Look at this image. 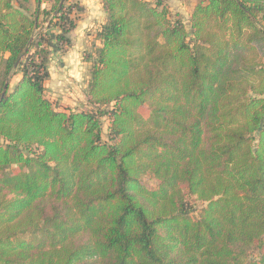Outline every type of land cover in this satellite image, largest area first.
<instances>
[{
    "label": "trees",
    "instance_id": "1",
    "mask_svg": "<svg viewBox=\"0 0 264 264\" xmlns=\"http://www.w3.org/2000/svg\"><path fill=\"white\" fill-rule=\"evenodd\" d=\"M75 3L0 0V264H264V0H102L81 110L46 95Z\"/></svg>",
    "mask_w": 264,
    "mask_h": 264
},
{
    "label": "rangeland",
    "instance_id": "2",
    "mask_svg": "<svg viewBox=\"0 0 264 264\" xmlns=\"http://www.w3.org/2000/svg\"><path fill=\"white\" fill-rule=\"evenodd\" d=\"M77 3L74 16L80 20L85 14L89 13L87 3H90L93 13L90 14V19L94 22L92 27L88 26L76 33L70 34L71 46H65L62 50L56 47V40H53V46L50 47V60L49 69L51 76L47 80L46 95L51 98L59 107H70L71 109L81 110L87 109L90 105L87 102V90L91 78V66L97 60L96 49L99 47L100 42L96 38V32L101 27L102 17H104L105 10L101 5L100 0H70ZM155 2L156 0H150ZM163 5L166 6L173 16L180 14L183 21L190 29V15L198 0H161ZM84 2V3H83ZM75 3V4H76ZM44 7V5H43ZM88 10V12H86ZM44 17V16H43ZM41 17V19H43ZM89 17V15H88ZM175 17V16H174ZM46 22V27H47ZM51 32H56V28H51ZM20 74L13 77L11 86H15ZM156 111V105L153 102H148L143 107V114L152 119ZM111 120L108 116L102 118L103 131L102 136L106 141L109 140V128ZM13 169L17 171V167ZM141 182L150 187L156 188L157 181L149 174L141 178ZM190 204L193 206L192 214L197 216L199 210L202 208L203 203L198 201L195 197L190 198ZM198 211V213H197ZM250 258H259V250H251L249 252Z\"/></svg>",
    "mask_w": 264,
    "mask_h": 264
},
{
    "label": "crops",
    "instance_id": "3",
    "mask_svg": "<svg viewBox=\"0 0 264 264\" xmlns=\"http://www.w3.org/2000/svg\"><path fill=\"white\" fill-rule=\"evenodd\" d=\"M101 1V5H103V3H102V0H100ZM84 3V2H83ZM91 4L90 3H87V7L89 8V13H93V10H91ZM86 12H88V10L86 11ZM85 14L84 16H83V18H80V20L78 21V25H77V27H76V29L72 32V33H74L75 31H76V33L78 32V31H80V30H82V29H84V28H87L88 26H90V27H92L93 25H94V22H97V21H93V20H89L90 19V14ZM88 15H89V17H88ZM105 22V13H104V17H102V22H101V24H103ZM102 26V25H101ZM101 27L99 26V29H100ZM98 29V30H99ZM51 72V71H50ZM52 77V76H51ZM46 86H48V82H46Z\"/></svg>",
    "mask_w": 264,
    "mask_h": 264
},
{
    "label": "water",
    "instance_id": "4",
    "mask_svg": "<svg viewBox=\"0 0 264 264\" xmlns=\"http://www.w3.org/2000/svg\"><path fill=\"white\" fill-rule=\"evenodd\" d=\"M8 86H6L5 91L7 90Z\"/></svg>",
    "mask_w": 264,
    "mask_h": 264
}]
</instances>
